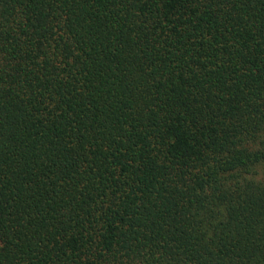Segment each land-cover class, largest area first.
Listing matches in <instances>:
<instances>
[{"label":"trees","instance_id":"16d2710c","mask_svg":"<svg viewBox=\"0 0 264 264\" xmlns=\"http://www.w3.org/2000/svg\"><path fill=\"white\" fill-rule=\"evenodd\" d=\"M0 264H264V0H0Z\"/></svg>","mask_w":264,"mask_h":264}]
</instances>
